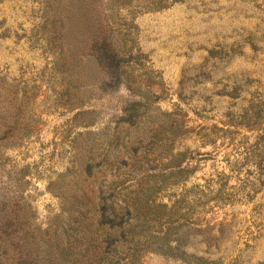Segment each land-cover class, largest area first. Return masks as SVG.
Here are the masks:
<instances>
[{"label":"rangeland","instance_id":"1","mask_svg":"<svg viewBox=\"0 0 264 264\" xmlns=\"http://www.w3.org/2000/svg\"><path fill=\"white\" fill-rule=\"evenodd\" d=\"M153 1L165 6L148 9ZM107 42L153 94L154 126L161 113L184 115L189 132L175 143L195 157L187 187L209 198L204 210L198 203L191 250L264 264V171L247 153L256 132L240 124L264 98V0H0V217L17 216L7 233L22 231L17 248L1 239L0 264H42L49 223L117 176L111 132L138 98L123 83L103 84L91 53ZM219 188L228 200L213 199ZM31 250L39 253L28 261ZM140 261L182 264L156 253Z\"/></svg>","mask_w":264,"mask_h":264},{"label":"trees","instance_id":"2","mask_svg":"<svg viewBox=\"0 0 264 264\" xmlns=\"http://www.w3.org/2000/svg\"><path fill=\"white\" fill-rule=\"evenodd\" d=\"M153 4L148 9L165 6L155 5V1ZM98 45L100 42L96 40L93 48ZM102 45L98 53L95 49L91 56L100 65L103 84L111 86L110 80L123 83L138 98L132 106L124 109L125 116L119 119L111 132L114 136L111 143L115 145L111 157L117 164L112 167L117 176L106 189H103V182L100 184L99 195L87 191L78 193L71 205L63 207L66 216L62 222L56 226L49 223L41 263L143 264L140 261L143 253H156L182 264H223L221 258L217 260L205 255L207 251L200 255L191 250L195 243L190 229L202 220L196 216L204 212L203 205L209 198L204 189L194 193L193 187H187L196 172L192 164L195 157L191 150L178 149L175 143L178 137L189 132L184 115L161 113L162 121L154 126L153 121L148 120L153 115L151 109L156 101L153 94L149 90L144 91L141 84L134 83L133 72L119 62L122 51L109 42ZM253 103L258 111L252 109L249 112L247 109L243 117L249 121L240 124L248 131L256 132L255 141L248 145L247 153L251 154L256 168L264 171L263 96L255 97ZM141 107L144 108L143 113H137ZM135 116L137 121H133ZM144 116L147 120H144V126H140ZM121 146H125V154H131V165L125 162V155L121 156ZM140 149L142 155L139 157ZM107 156L105 154L104 157ZM121 157L124 162L119 164ZM123 165L125 169L121 171ZM92 168L89 161L86 168L88 179L92 178ZM128 181L131 182L126 184ZM259 181L263 184L264 180ZM177 187L180 191H175ZM229 195L219 188L213 199L228 200ZM198 203L202 205V211H197ZM8 220L16 226L19 224L13 214L1 216L0 241L5 240L17 248L22 231L7 233ZM37 253L38 250H31L27 260L33 261ZM10 264L21 263L16 258Z\"/></svg>","mask_w":264,"mask_h":264}]
</instances>
